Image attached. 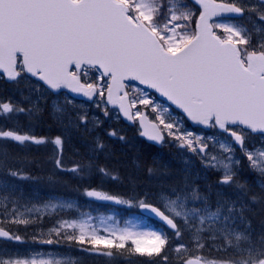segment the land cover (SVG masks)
Returning a JSON list of instances; mask_svg holds the SVG:
<instances>
[{"label": "snow or ice", "instance_id": "obj_1", "mask_svg": "<svg viewBox=\"0 0 264 264\" xmlns=\"http://www.w3.org/2000/svg\"><path fill=\"white\" fill-rule=\"evenodd\" d=\"M246 14L250 27L234 22ZM0 78L17 85L34 79L53 94L67 90L85 97L105 118L138 124L140 136L171 143L219 173L215 190L212 184L202 190L199 177L186 175L155 202L148 195L126 198L96 188L83 192L136 208L159 221L160 228L132 219L121 225L111 215L93 217L71 200L22 203L16 185L0 180V264H82L59 253L21 255L6 247L24 241L12 225H38L46 216L74 208L78 218L57 219L39 233L49 237L39 242L76 246L108 264H134L137 258L145 264H264V230L253 228L247 215L264 205V144L250 147L253 135L264 137V0H0ZM22 99L26 103L0 99V119L6 122L0 124V145H5L0 171L32 179L10 166L17 158L6 144L14 142L50 145L57 170L81 177L90 173L92 161L65 168V147L73 131L83 126L91 133L103 121L87 112L73 115L70 99L46 109L39 85ZM46 110L61 130L54 137L35 132ZM185 120L219 135L197 134ZM106 135L125 140L115 129ZM105 148L96 136L90 151ZM241 156L256 175L259 191L241 182ZM96 170L120 179L106 167ZM147 172L155 174L151 167ZM213 251L225 255L210 257Z\"/></svg>", "mask_w": 264, "mask_h": 264}, {"label": "trees", "instance_id": "obj_2", "mask_svg": "<svg viewBox=\"0 0 264 264\" xmlns=\"http://www.w3.org/2000/svg\"><path fill=\"white\" fill-rule=\"evenodd\" d=\"M37 129L38 134L44 136L61 133L48 110L44 112ZM92 142V137L84 138L77 131H73L72 139L65 147V168H71L76 162H93L94 167L91 172L82 177L57 170L51 159L52 148L50 145L24 149L21 148L22 146L8 142L6 144L7 150L17 158L10 162V166L21 169L33 179L19 180L0 171V180H8L11 184L16 185L20 190L16 195L21 196L22 199H27L30 197L29 194H39L38 189L50 191L53 194L73 195L77 192L81 193L83 188L94 187L101 182H106V184L108 183V185L127 194H153L157 185L172 186L169 182L175 185V180L178 182L185 177L183 171L179 173L178 164L171 159L172 155L167 150L159 152L160 149L148 144H145L146 146L142 144L143 147L138 150L135 139L130 142L113 139L110 142V148L107 151L98 152V156H96V153L90 151ZM0 147H5V145H0ZM45 148H47L48 154L43 152ZM100 166L106 167L110 172L118 175L120 179L113 180L109 176H103L96 170ZM149 167L155 170V174L152 176L148 175L147 169ZM23 187L27 191H24ZM26 192L27 195H24ZM256 219L261 222L264 221V210L256 213ZM24 231L27 233V230ZM121 262L123 261H113L112 264H120ZM91 264L108 263L100 260Z\"/></svg>", "mask_w": 264, "mask_h": 264}, {"label": "rangeland", "instance_id": "obj_3", "mask_svg": "<svg viewBox=\"0 0 264 264\" xmlns=\"http://www.w3.org/2000/svg\"><path fill=\"white\" fill-rule=\"evenodd\" d=\"M22 83H23V87L22 88L27 93H29L31 88H33L36 85H39L40 88L43 90V95L46 97L47 102H49L51 105H52L53 102H57V103L63 105L66 100H68V99L72 100V103H73V106H74V108L72 109L73 115H75L76 111H81V112H87V114L89 116L99 117L100 120L104 119L103 114L100 112L99 109L96 108L95 104H86L84 102H80V101L74 100V99L70 98L67 94H61V95H58V96H52L51 97L49 92L47 90H45V88L43 86H41L38 82H36V81H34L32 79L31 80L23 79ZM37 95H38L37 93H33L32 94V99L35 100L37 98ZM113 118L116 119V117L114 115H113ZM177 153L180 154L181 156H187V154L182 152V150L177 151ZM189 174H190V167H187V175H189ZM162 191L163 192H167L169 190H161L159 192V194ZM60 200L68 201L69 199L48 198V199H44V200H35V201L28 202V203L40 205V204H43V203L48 202V201L58 202ZM74 202L77 205V207L80 209L79 204L76 201H74ZM64 211H72L73 213L70 216L61 217V218H65V219L78 218L79 214H78V212L76 211L75 208L74 209H65ZM104 216H109V215H104ZM128 219H132V220H134L136 222L143 223L141 220L133 218V217H129V218L125 219V220H128ZM118 220L120 221L121 225H123V222L125 220L124 221H121L120 219H118ZM259 222L261 223V221H259ZM185 237L188 238L187 234H185ZM6 247H7V249L10 252L19 253L21 255H30V254H35L37 252H40V253H53V254L59 253V254L64 255V256H72L74 258L81 259L82 260V264H88L89 262H91V261L96 259L95 256L87 255V254H76V253H74V252H72L70 250H66V249H63V248H60V249L36 248L34 246L21 247V246H16V245L15 246L7 245Z\"/></svg>", "mask_w": 264, "mask_h": 264}, {"label": "bare ground", "instance_id": "obj_4", "mask_svg": "<svg viewBox=\"0 0 264 264\" xmlns=\"http://www.w3.org/2000/svg\"><path fill=\"white\" fill-rule=\"evenodd\" d=\"M254 208V207H253Z\"/></svg>", "mask_w": 264, "mask_h": 264}]
</instances>
